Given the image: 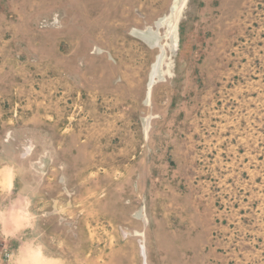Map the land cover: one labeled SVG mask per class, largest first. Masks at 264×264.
Segmentation results:
<instances>
[{
  "label": "rangeland",
  "instance_id": "obj_1",
  "mask_svg": "<svg viewBox=\"0 0 264 264\" xmlns=\"http://www.w3.org/2000/svg\"><path fill=\"white\" fill-rule=\"evenodd\" d=\"M0 264H264V0H0Z\"/></svg>",
  "mask_w": 264,
  "mask_h": 264
},
{
  "label": "bare ground",
  "instance_id": "obj_2",
  "mask_svg": "<svg viewBox=\"0 0 264 264\" xmlns=\"http://www.w3.org/2000/svg\"><path fill=\"white\" fill-rule=\"evenodd\" d=\"M144 252V251H143Z\"/></svg>",
  "mask_w": 264,
  "mask_h": 264
}]
</instances>
